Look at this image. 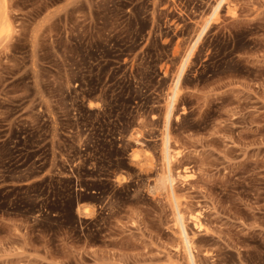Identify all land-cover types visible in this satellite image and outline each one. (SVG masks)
I'll use <instances>...</instances> for the list:
<instances>
[{
    "label": "rangeland",
    "instance_id": "rangeland-1",
    "mask_svg": "<svg viewBox=\"0 0 264 264\" xmlns=\"http://www.w3.org/2000/svg\"><path fill=\"white\" fill-rule=\"evenodd\" d=\"M220 1L5 0L0 264H189L166 133L196 264H264V0L198 40Z\"/></svg>",
    "mask_w": 264,
    "mask_h": 264
},
{
    "label": "bare ground",
    "instance_id": "bare-ground-1",
    "mask_svg": "<svg viewBox=\"0 0 264 264\" xmlns=\"http://www.w3.org/2000/svg\"><path fill=\"white\" fill-rule=\"evenodd\" d=\"M226 0H221L219 3H218V5H217V7L214 9V12L212 13V15L209 17V19L207 20V23H206V25H205V27L203 28V30H202V32L200 33V35H199V37H198V40L200 39V37H201V35L205 32V30H206V28L208 27V25L210 24V22L211 21H213V19H215L216 18V16H217V14H218V11H219V9H220V7L222 6V4L225 2ZM7 4L5 3V0H0V34H2V33H5V32H8V27H9V24L7 25L6 23H5V21L7 22V20H4L5 18H4V16H2V14H5V12H6V8H5V6H6ZM3 12V13H2ZM7 13V12H6ZM7 15V14H6ZM6 15H5V17H6ZM8 23V22H7ZM197 40V41H198ZM193 50V49H192ZM190 55H191V53L187 56V58H186V60L184 61V63L182 64V66H181V68H180V73H179V75H178V78H177V80H176V83H175V85H174V88L172 89V92H171V96L169 97V102H168V117H167V119H169L170 117H171V115H172V112H173V108H174V104H175V102H176V100H177V97H178V92H179V89H178V86H179V82H180V79H181V77H182V74H183V72H184V70H185V68H186V65H187V62H188V59H189V57H190ZM88 102H90L91 103V101L89 100ZM92 104V103H91ZM89 104L90 105V108H91V106H93V108H94V106L96 107L97 105H95V104ZM167 119H166V121H167ZM169 122V121H168ZM167 127H168V125H167ZM166 127V128H167ZM164 142H163V147H164V151H163V153L162 154H164V163H165V167H166V169H167V171L165 172L166 174H165V176H163V177H161V180H160V185L159 186H161V187H163V188H166L167 187V185L170 187L169 189H170V193H171V197H172V200H173V203H174V206H175V209H176V221H177V226L179 227V230H180V233H181V237H182V239H183V241H184V244H185V249H186V251H187V254H188V258H189V264H196V261H195V256H194V254H193V245H192V241L190 240V237H189V235H188V233H187V229H186V224H185V218H184V215H183V213L181 212V210H180V204H179V202H178V198H177V196H176V193H175V190H174V184L177 182V180L178 179H180V178H185V177H189L190 175H188V174H181L180 173V171H177V172H175V170H174V167H173V163L175 164V160H176V156H177V153H176V150H174L173 148H172V142H171V137H170V135H169V133H166L165 134V139L163 140ZM139 143H141V142H139ZM138 145V144H137ZM141 146V145H140ZM141 148V147H140ZM137 149H139V148H137ZM163 149V148H162ZM140 150H142V149H140ZM145 150V149H144ZM144 150H142L143 151V153H144ZM138 151V150H137ZM136 151V152H137ZM142 151L140 152L141 154H143L142 153ZM146 151V150H145ZM139 152H137V153H139ZM147 152V151H146ZM135 154V153H134ZM140 154V155H141ZM131 156L133 157V155L131 154ZM130 156V157H131ZM147 156V155H146ZM132 157H131V159H132ZM141 158H144V160H146L145 158L146 157H144V156H142ZM147 158H149V156L147 157ZM132 160H134V159H132ZM138 160H140V159H138ZM136 161V160H135ZM149 160H147V162H148ZM138 162V161H137ZM143 162V161H142ZM150 163H151V159H150V161H149ZM133 163V162H132ZM135 163V162H134ZM139 163H140V161H139ZM146 162H144V164H145ZM149 163V164H150ZM138 164V163H137ZM143 164V165H144ZM149 164H145V166H148ZM136 165V164H135ZM139 165V164H138ZM137 165V166H138ZM143 165H141L140 164V167L141 166H143ZM186 170V169H185ZM185 172V171H184ZM120 175V174H119ZM124 177V176H123ZM159 178H160V176H159ZM159 178H158V181H159ZM123 178H121V176H118L117 177V180L118 181H120L121 182V180H122ZM125 179V178H124ZM119 182V183H120ZM154 185H156V183L154 184ZM153 187V186H152ZM155 187V186H154ZM157 187V186H156ZM158 189L160 188V187H157ZM156 188V189H157ZM155 190V189H154ZM155 192V191H154ZM86 204V203H85ZM88 204V203H87ZM80 205V204H79ZM78 205V206H79ZM82 205V204H81ZM80 205V207H79V209L77 210V211H80L81 210V212H83V214H84V216H82V215H79V216H82V217H85V218H90L91 216H89V217H86L85 215H92V213H93V209L90 207V206H86V205H84L83 204V206H81ZM92 205V204H91ZM80 214V213H79ZM196 220H198L197 218H196Z\"/></svg>",
    "mask_w": 264,
    "mask_h": 264
}]
</instances>
